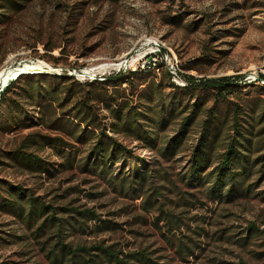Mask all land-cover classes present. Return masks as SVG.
<instances>
[{
	"label": "rangeland",
	"instance_id": "obj_1",
	"mask_svg": "<svg viewBox=\"0 0 264 264\" xmlns=\"http://www.w3.org/2000/svg\"><path fill=\"white\" fill-rule=\"evenodd\" d=\"M23 3V11L0 23V88L18 67L52 69L59 74L75 70L72 76L83 82L136 70L148 59L147 65L150 53L158 49L153 61L164 62L173 84L182 87L187 77L193 83L229 77L234 84L225 95L226 106H220V111L224 107L221 113H229L227 106L238 105L243 112L241 117L248 123L256 126L264 118V0H29ZM168 57L177 60L178 77L170 72ZM86 70L91 71L86 74ZM157 70V78L163 77V70L159 73ZM162 86L164 94L171 93L166 78ZM202 93L200 99H205L209 107L212 99ZM188 101L192 103L194 98L189 96ZM101 114L106 111L101 110ZM181 118L171 120L161 137H171ZM202 119L203 115L196 118L186 135V143L174 158L167 160L135 142L130 144L135 155L158 161L164 179H174L173 183L156 180L155 186L162 194L148 212L138 206L139 200L121 196L103 179L78 168L55 172L59 169L55 164V170L50 168L49 173L39 174L1 165L0 179L29 189L45 205L89 209L100 219L119 225L116 231L100 233L74 228L63 235L65 242L88 246L103 240L106 244H116L123 253L143 250L151 259L167 264H264V161L256 162L252 169L248 183L253 188L249 195L231 202L206 200L198 188L185 187L178 180L190 147L201 132ZM33 131L59 135L55 130L39 127L13 132L0 129V151L14 148L23 136ZM263 152L254 150L250 159ZM37 153L47 161L60 160L48 147ZM56 215L65 218L73 213L62 210ZM43 218L26 227L16 217L0 212V263L48 264L45 252L53 243L54 230L48 226L37 229ZM170 220L176 221L180 228H175L176 224L170 226ZM87 225L92 227L93 223ZM180 243L183 250L190 243L198 248L190 247L193 254L181 256L177 252Z\"/></svg>",
	"mask_w": 264,
	"mask_h": 264
},
{
	"label": "trees",
	"instance_id": "obj_2",
	"mask_svg": "<svg viewBox=\"0 0 264 264\" xmlns=\"http://www.w3.org/2000/svg\"><path fill=\"white\" fill-rule=\"evenodd\" d=\"M27 1L0 0V23L23 11V2ZM162 66L163 61H149L146 67L83 82L66 73L18 76L0 96V129L13 132L39 127L55 130L59 135L27 133L14 148L0 151V166L39 174L49 173L55 164L59 168L55 172L78 168L103 179L121 196L139 200L138 206L148 212L162 194L155 186L156 180L173 183L174 179H164L158 161L135 155L130 144L135 142L167 160L174 158L186 143L196 118L203 115L201 132L190 147L178 180L185 187L198 188L202 198L212 202H231L248 196L253 188L248 183L252 169L256 162L264 161V152L250 159L254 150H264V118L259 116L260 121L254 126L241 117L243 112L238 105L227 106L229 113H221L224 107L220 111V106H226L225 95L234 84L229 77L196 83L187 77L181 87L170 81ZM156 69L157 73L163 70V77L157 78ZM164 78L171 93H163ZM201 93L212 99L209 107L205 99H200ZM189 96L194 98L192 103ZM101 110L106 114H101ZM180 116L174 134L167 139L161 137L171 120ZM46 147L60 160L42 159L37 152ZM146 186L151 189L149 193ZM62 210L73 215L57 217ZM0 212L16 217L26 227L44 217L37 229L48 226L54 230L53 243L45 252L48 264H167L151 259L143 250L123 253L116 244L103 240L88 246L65 242L63 235L74 228L100 233L116 231L119 225L100 219L89 209L45 205L29 189L4 179H0ZM89 222L92 227L87 225ZM175 222L170 220L169 225L180 228ZM190 244L184 245L183 250L180 243L177 252L185 257L192 255L190 247L197 249L198 245Z\"/></svg>",
	"mask_w": 264,
	"mask_h": 264
},
{
	"label": "built area",
	"instance_id": "obj_3",
	"mask_svg": "<svg viewBox=\"0 0 264 264\" xmlns=\"http://www.w3.org/2000/svg\"><path fill=\"white\" fill-rule=\"evenodd\" d=\"M156 52H159V50L157 49V51H153V52L150 53V54H152V55H150L149 61L153 62V59L156 58V57H155V56H156ZM164 56H168V55H164ZM147 60H148V59H147ZM147 60L142 61V62L139 64L138 67L145 66ZM149 61H148V62H149ZM168 62H169V66H170V68L172 69V74H173V75H176V77H178V74H179V72H180V69H179V65L177 64V60H176L175 58H170V57H168ZM117 69H119V68H117ZM122 69L125 70L126 68L123 67ZM67 71H70V70H67ZM70 72H75V70H72V71H70ZM184 84H185V83H184Z\"/></svg>",
	"mask_w": 264,
	"mask_h": 264
},
{
	"label": "water",
	"instance_id": "obj_4",
	"mask_svg": "<svg viewBox=\"0 0 264 264\" xmlns=\"http://www.w3.org/2000/svg\"><path fill=\"white\" fill-rule=\"evenodd\" d=\"M19 65V64H18ZM48 69H50L49 67H47ZM37 72H47V73H49V72H51V73H54V74H57V71L56 70H52V69H50V70H44V69H38V70H27V69H21V68H19L18 67V70H16L15 72H14V74H13V77H14V79H12V80H10L9 82H7V84L3 87V88H1L0 89V96H1V94L4 92V90L6 89V87L12 82V81H14L18 76H20V75H22V74H27V73H37Z\"/></svg>",
	"mask_w": 264,
	"mask_h": 264
},
{
	"label": "bare ground",
	"instance_id": "obj_5",
	"mask_svg": "<svg viewBox=\"0 0 264 264\" xmlns=\"http://www.w3.org/2000/svg\"><path fill=\"white\" fill-rule=\"evenodd\" d=\"M108 68V67H107ZM21 69H27V68H21ZM16 70H14L13 72H12V74L10 75V79H9V81L10 80H12V79H14V77H13V74H14V72H15ZM91 71V70H90ZM89 70H86L85 72H86V74H88L89 72H90ZM170 72L172 73V69L170 68ZM84 73V72H83ZM57 74H59L58 73V71H57ZM67 75H69V76H72V75H74V73L73 72H69V73H66ZM175 76V75H174ZM9 81H7V82H9ZM7 82L1 87V88H3L6 84H7ZM0 88V89H1Z\"/></svg>",
	"mask_w": 264,
	"mask_h": 264
}]
</instances>
